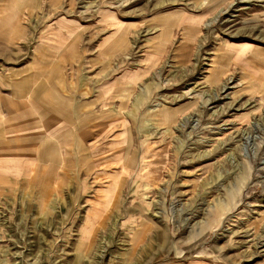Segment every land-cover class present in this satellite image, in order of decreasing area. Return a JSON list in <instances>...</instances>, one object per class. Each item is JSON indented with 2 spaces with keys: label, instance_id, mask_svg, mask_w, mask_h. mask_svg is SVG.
Wrapping results in <instances>:
<instances>
[{
  "label": "rangeland",
  "instance_id": "1",
  "mask_svg": "<svg viewBox=\"0 0 264 264\" xmlns=\"http://www.w3.org/2000/svg\"><path fill=\"white\" fill-rule=\"evenodd\" d=\"M0 85L113 123L0 183V264H264V0H0Z\"/></svg>",
  "mask_w": 264,
  "mask_h": 264
},
{
  "label": "crops",
  "instance_id": "2",
  "mask_svg": "<svg viewBox=\"0 0 264 264\" xmlns=\"http://www.w3.org/2000/svg\"><path fill=\"white\" fill-rule=\"evenodd\" d=\"M83 26L84 24L79 20L70 22L69 19L58 20L55 24H51L48 34L43 37L50 47L58 51H66V47L71 42L75 45L79 41V30ZM117 36L110 38L108 45H115L118 42L127 44L122 35ZM74 38L76 40L72 41ZM124 81L122 76L110 77L106 85L102 86L101 90L99 88L100 96L96 94V102L100 100L110 102L117 95L124 93L126 90L123 88ZM12 97L14 98L13 92L10 89L2 90L0 85V114L3 116V121L0 122V133L1 130L5 131L3 137L0 134V183H10L16 178L31 176L39 162L44 163L46 160L45 150L61 148V152L65 153L73 141L80 147L88 148L93 145V139H97L98 135H104L105 126L113 124L106 123L111 122L107 119L108 117L88 121L86 118L95 116L94 111L88 110L75 114L70 111L71 107L67 110L65 103L62 107L58 104L52 105V108L57 110L49 111L41 118L28 117L14 121L12 118H17V115L16 112H12ZM95 100H87V103L92 105ZM93 156L103 159L110 157L106 151L99 150Z\"/></svg>",
  "mask_w": 264,
  "mask_h": 264
}]
</instances>
